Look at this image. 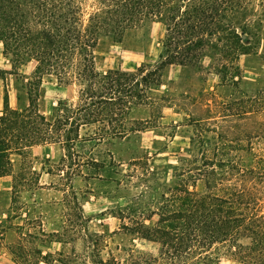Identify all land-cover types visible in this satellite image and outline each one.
Listing matches in <instances>:
<instances>
[{"label":"trees","instance_id":"1","mask_svg":"<svg viewBox=\"0 0 264 264\" xmlns=\"http://www.w3.org/2000/svg\"><path fill=\"white\" fill-rule=\"evenodd\" d=\"M88 1L92 10L85 12ZM154 21L165 27L158 63L133 73L97 71L94 51L101 40L120 42ZM263 21L264 0H0L4 53L35 63L26 108H10L4 91L0 178L12 173L13 154L46 144H59L66 152L62 162H74L80 176L85 165L103 170L106 161L95 149L127 135L131 104L148 100L168 66H196L207 55L232 80L235 62L256 49ZM46 75L75 88L73 101L59 103L50 118L38 106ZM240 137L198 129L186 169L171 186L147 162H138L141 173L135 168L126 182L137 178L142 190L117 215L122 229L156 244L157 251L132 246L104 259L103 237L85 234L91 264H198L221 257L264 264V158L246 163ZM110 165L117 166L113 160ZM73 200L79 227L84 218L76 195Z\"/></svg>","mask_w":264,"mask_h":264},{"label":"rangeland","instance_id":"2","mask_svg":"<svg viewBox=\"0 0 264 264\" xmlns=\"http://www.w3.org/2000/svg\"><path fill=\"white\" fill-rule=\"evenodd\" d=\"M91 6L88 1L85 12ZM164 34V25L154 21L130 31L120 42L101 40L94 51L97 71L133 73L158 63ZM257 42L254 51L235 62L232 80L218 72L207 55L196 66H168L161 85L148 90V100L131 104L127 135L95 149L99 160L106 161L99 172L85 165L82 176L78 175L74 162L68 158L62 162L66 152L59 144L34 146L23 156L13 154L12 173L5 176L7 186L3 183L0 191V230L13 224L19 228L16 243L8 248L14 258L20 264H91L85 234L103 237L104 259L109 251L121 254L123 248L132 246L156 253V244L121 228L118 210L142 190L137 178L129 184L126 181L135 168L141 173V161L173 185L175 175L186 169L191 138L200 128L223 132L233 140L241 136L240 154L246 163L264 158V21ZM34 69L33 61L18 63L5 54L0 42V71L4 72L0 74V116L4 91L10 108L27 107V85ZM74 94V87L60 85L54 76L46 75L39 91V110L50 118L58 104L72 102ZM239 106H243L241 115L236 114ZM75 195L84 218L79 227ZM198 264L240 263L221 257Z\"/></svg>","mask_w":264,"mask_h":264},{"label":"crops","instance_id":"3","mask_svg":"<svg viewBox=\"0 0 264 264\" xmlns=\"http://www.w3.org/2000/svg\"><path fill=\"white\" fill-rule=\"evenodd\" d=\"M5 178L6 177L0 178V191L2 190L3 183L7 186L6 182H4L6 181ZM18 230L19 228L14 224L0 230V264H20L8 250L10 246L16 243L18 239Z\"/></svg>","mask_w":264,"mask_h":264}]
</instances>
